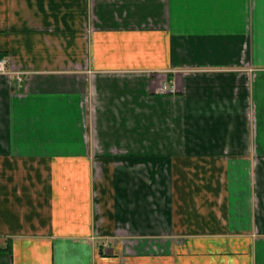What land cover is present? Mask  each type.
I'll return each mask as SVG.
<instances>
[{
	"label": "crops",
	"instance_id": "obj_1",
	"mask_svg": "<svg viewBox=\"0 0 264 264\" xmlns=\"http://www.w3.org/2000/svg\"><path fill=\"white\" fill-rule=\"evenodd\" d=\"M2 58L0 264H264V0H0Z\"/></svg>",
	"mask_w": 264,
	"mask_h": 264
},
{
	"label": "built area",
	"instance_id": "obj_2",
	"mask_svg": "<svg viewBox=\"0 0 264 264\" xmlns=\"http://www.w3.org/2000/svg\"><path fill=\"white\" fill-rule=\"evenodd\" d=\"M8 60L5 58L0 59V74H9L7 70ZM166 92H173V88H168L167 86L164 87Z\"/></svg>",
	"mask_w": 264,
	"mask_h": 264
}]
</instances>
